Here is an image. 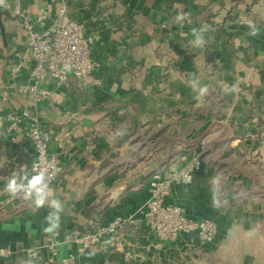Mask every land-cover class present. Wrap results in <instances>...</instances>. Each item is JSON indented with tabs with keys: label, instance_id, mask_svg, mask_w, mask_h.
<instances>
[{
	"label": "crops",
	"instance_id": "crops-1",
	"mask_svg": "<svg viewBox=\"0 0 264 264\" xmlns=\"http://www.w3.org/2000/svg\"><path fill=\"white\" fill-rule=\"evenodd\" d=\"M12 1L24 12L1 17L0 92L9 93L14 110L35 114L14 88L31 66L23 21L41 28L51 16L38 17L58 5L94 36L97 83L49 85L38 122L55 129L49 150L62 170L43 207L32 205L33 197L0 212V248L10 251L0 264H66L76 245L61 244L50 263V234L129 215L136 223L69 264H264V0ZM181 11L189 15L178 23ZM248 21L259 35L247 34ZM193 29L205 43H196ZM195 156L202 165L192 183L174 185L166 202L211 219L215 238L203 242L191 233L162 242L143 221L150 175ZM32 157L26 134L0 136V199L14 172L28 176ZM52 200L62 205L58 213ZM50 213L58 214L59 228L45 232Z\"/></svg>",
	"mask_w": 264,
	"mask_h": 264
},
{
	"label": "built area",
	"instance_id": "built-area-1",
	"mask_svg": "<svg viewBox=\"0 0 264 264\" xmlns=\"http://www.w3.org/2000/svg\"><path fill=\"white\" fill-rule=\"evenodd\" d=\"M6 10L14 15H22L24 10L21 5L12 0H0V10ZM48 22L38 28L29 19L23 21L26 30L28 45L31 49V66L27 81L15 86V90L28 96L35 114L26 107L21 111L14 110L11 105L8 92H0V136L16 138L18 134H26L32 144L33 157L29 164L28 179L17 183L18 186H26L28 180L39 171L45 170V181L49 187L56 181L62 170L55 155L50 153V144L55 136V129L39 124L38 118L45 115L43 103L51 97L52 85L56 89L66 86L71 79L79 84L97 83L95 76L96 62L91 57V49L95 38L87 34L85 25L71 18L65 6L58 5L54 13L44 11L38 21ZM22 63L11 67V73L16 76ZM202 165L198 156L193 157L179 168H160L152 172L149 178V199L142 211L143 221L147 224L154 236L162 241L175 240L180 234H196L203 242H212L216 235L215 223L208 218L194 219L186 214L181 206L169 204L166 197L176 184H190L193 174ZM24 191H18L16 197L9 193L0 199V212L8 209H16L22 204ZM28 201V200H27ZM133 215L126 217L117 216L108 223L95 222L91 228L82 231L74 228L65 232L62 236L54 232L47 238L46 247L50 252L49 262L52 263L63 243L76 245L75 252L64 258L66 264L75 262L79 255L90 249L102 238L112 239L127 225L136 223ZM32 256H36V250H27ZM10 251L0 248V257H8Z\"/></svg>",
	"mask_w": 264,
	"mask_h": 264
},
{
	"label": "clouds",
	"instance_id": "clouds-1",
	"mask_svg": "<svg viewBox=\"0 0 264 264\" xmlns=\"http://www.w3.org/2000/svg\"><path fill=\"white\" fill-rule=\"evenodd\" d=\"M188 13H183L182 11L177 15L176 21L182 22L184 19L188 17ZM249 32L247 33L249 36H257L259 35V29L256 27L255 23L252 21H248ZM193 34L196 35V43L198 45H202L205 43L202 30L193 29ZM208 91L207 86L200 89L201 95L205 94ZM17 178L28 179L27 172H24V175L21 177L19 172H14L10 179L8 180L6 190L12 196L16 197L18 191H24V200H30L33 197L34 202L32 205L35 207H43L44 204L48 201L49 195V186L44 183L45 181V170L39 171L36 175L32 176L30 180H28V184L26 186H18L16 183ZM50 206L57 210V213L62 210V205L56 200H52L50 202ZM57 213H50L48 217L45 219L50 222V226L45 228V232H54L59 228V216Z\"/></svg>",
	"mask_w": 264,
	"mask_h": 264
},
{
	"label": "water",
	"instance_id": "water-1",
	"mask_svg": "<svg viewBox=\"0 0 264 264\" xmlns=\"http://www.w3.org/2000/svg\"><path fill=\"white\" fill-rule=\"evenodd\" d=\"M2 15H5L7 17H12V14L6 10H3V9L0 10V31H1L2 37L5 38V28H4V25L1 21Z\"/></svg>",
	"mask_w": 264,
	"mask_h": 264
}]
</instances>
